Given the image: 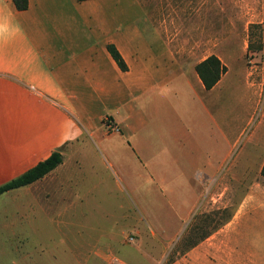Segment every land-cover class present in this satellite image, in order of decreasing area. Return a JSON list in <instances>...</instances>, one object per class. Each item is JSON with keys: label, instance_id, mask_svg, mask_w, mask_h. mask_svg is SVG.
Returning a JSON list of instances; mask_svg holds the SVG:
<instances>
[{"label": "rangeland", "instance_id": "374dc122", "mask_svg": "<svg viewBox=\"0 0 264 264\" xmlns=\"http://www.w3.org/2000/svg\"><path fill=\"white\" fill-rule=\"evenodd\" d=\"M145 1V13L183 15L175 31L190 33L191 62L215 55L226 67L222 85L199 94L205 106L194 117L199 134H189L198 147L172 148L167 116L131 136L144 148L136 151L142 164L134 151L115 147L116 136L102 138L108 146L84 136L62 150L63 165L46 180L0 197V225L3 209L16 220L13 240L0 227V264H213L210 235L247 193L264 190V0ZM188 173L190 193L201 201L185 220ZM125 179L137 182L135 194L124 190ZM244 227L245 239L260 244L264 208ZM206 236V248L184 259Z\"/></svg>", "mask_w": 264, "mask_h": 264}, {"label": "crops", "instance_id": "0c3cea01", "mask_svg": "<svg viewBox=\"0 0 264 264\" xmlns=\"http://www.w3.org/2000/svg\"><path fill=\"white\" fill-rule=\"evenodd\" d=\"M145 3L28 0L27 8L18 10L12 0H0V185L54 150L73 148L84 136L104 146L108 144L102 138L116 136L115 147L134 151L142 164L136 151L144 148L136 140L130 143L131 136L141 133L148 120L160 126L166 116L175 138L172 148L198 147L190 135L199 134L194 117L205 108L200 95L212 94L225 74L206 91L195 71L205 58L191 62L190 33L175 31L183 15L145 13ZM108 45L120 54L126 71L112 59ZM193 105L197 113L190 112ZM192 180L188 173L182 197L185 220L194 215L201 201L200 194L190 193ZM136 184L125 179L127 194H135ZM25 187L2 195L24 194ZM260 208H264V190L247 193L230 221L210 235L215 260L207 261L264 264V240L256 244L244 234V222ZM9 214V209L1 211L4 221L0 227L6 239L13 240L15 213L11 219ZM227 225L231 228L224 240ZM204 238L183 258L206 248L208 237ZM220 247L223 254L218 253Z\"/></svg>", "mask_w": 264, "mask_h": 264}, {"label": "trees", "instance_id": "16d2710c", "mask_svg": "<svg viewBox=\"0 0 264 264\" xmlns=\"http://www.w3.org/2000/svg\"><path fill=\"white\" fill-rule=\"evenodd\" d=\"M77 1H85V0H77ZM14 6L18 10H25L28 6V0H12ZM107 50L115 61L117 66L121 71H126L127 67L121 58L120 54L117 52L113 45H108ZM248 51L251 48H247ZM196 74L198 75L200 81L203 84V87L206 91L212 89L217 82L220 80L222 75L226 73V67L221 63V61L215 56L210 55L195 66ZM63 161L62 155V147L54 150L50 153V155L35 164L32 168L20 174L19 176L3 183L0 185V195L3 193L21 188L24 186H28L49 174L53 171L57 166H59ZM261 177L262 184L264 186V163L261 167Z\"/></svg>", "mask_w": 264, "mask_h": 264}]
</instances>
